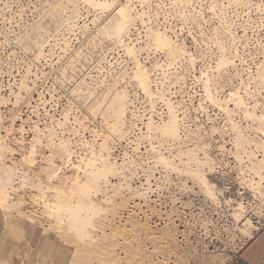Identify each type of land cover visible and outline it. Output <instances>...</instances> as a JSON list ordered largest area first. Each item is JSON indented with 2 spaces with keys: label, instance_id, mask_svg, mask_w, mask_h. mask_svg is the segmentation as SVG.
<instances>
[{
  "label": "rangeland",
  "instance_id": "rangeland-1",
  "mask_svg": "<svg viewBox=\"0 0 264 264\" xmlns=\"http://www.w3.org/2000/svg\"><path fill=\"white\" fill-rule=\"evenodd\" d=\"M111 3L0 0V263L243 264L264 225V133L245 111L264 112V0ZM146 71L149 95L135 81ZM121 92L124 137L110 108ZM166 103L178 142L146 128L167 121ZM234 123L255 147H235ZM58 196L99 209L85 237Z\"/></svg>",
  "mask_w": 264,
  "mask_h": 264
},
{
  "label": "bare ground",
  "instance_id": "bare-ground-1",
  "mask_svg": "<svg viewBox=\"0 0 264 264\" xmlns=\"http://www.w3.org/2000/svg\"><path fill=\"white\" fill-rule=\"evenodd\" d=\"M86 3L88 2L89 4H91V5H93V8H94V6H95V8L94 9H96V8H100V9H106V10H108L107 8H109V7H111V5H112V0H104V1H100V0H84ZM248 1V0H247ZM116 2V1H115ZM115 2H113V5L114 4H116ZM145 3H148V2H146V1H144ZM251 2V1H250ZM247 3V2H246ZM253 6V5H252ZM115 7H117V6H115ZM115 7L113 6V8L115 9ZM258 7V6H257ZM90 8V7H89ZM97 9V10H98ZM109 9H111V12H112V10H114V9H112V7L111 8H109ZM103 10V11H104ZM105 10V11H106ZM260 10V9H259ZM263 10H264V8H263ZM101 11V10H100ZM104 11V12H105ZM116 14H117V19H116V22L115 23H113V25H112V28H113V31H114V33H115V35L118 37V39L121 41H123L124 42V40H123V38L124 37H126L125 35L127 34V32H128V30H129V28H130V26L132 25V20H133V18H132V11H131V9L129 8V7H125V6H122V7H120L119 8V10L116 12ZM133 51V49H131L130 48V52H132ZM227 59V58H226ZM225 59V57H224V59L223 58H221L220 60L221 61H219L220 63H219V65L217 66V67H219L220 66V68H222V66L224 65H228L229 63H231V61L228 63V61ZM228 63V64H227ZM219 68V69H220ZM135 81L137 82V84L139 85V87L142 89V91L145 93V94H151V79H150V76H149V73L146 71V72H142L141 74L139 73V75H138V77L137 78H135ZM155 94L153 93L152 95H151V97H153ZM233 96H235V97H233ZM236 96H238V95H235V94H231V96H230V98L233 100L234 98H236V103H237V105H235V106H237V107H239L238 106V104L240 105H242V99L240 98V96H238V97H236ZM150 97V96H149ZM127 99V95H126V93L125 92H121V93H119V94H117L116 96H115V98L113 99V101L111 102V106H110V108H111V113H112V115L114 116V118H115V120H116V123H117V127H116V129H115V132H117V135H118V137L119 136H121V135H123V137H124V134H122L123 132H122V125H123V118L125 117V110L127 109V104H126V100ZM235 103V104H236ZM245 103V102H244ZM167 104V103H166ZM217 104H220V103H217ZM168 105V104H167ZM220 105H222V104H220ZM169 106V105H168ZM167 106V107H168ZM243 106V105H242ZM246 105H244V107H245ZM241 107V106H240ZM250 107V106H249ZM228 108V107H227ZM248 108V107H247ZM254 108V107H253ZM169 112H170V115L168 116V118H167V121L166 122H164V121H162L161 123H159V124H157L156 125V123H154V122H148L147 124H146V128L148 129L147 131L149 132V133H151V132H155V134L156 133H160L161 135H163L164 136V138L163 139H165V137L167 138L168 137V140H169V138L172 140H174V141H176V142H178V141H180V139H182V138H180L179 137V130H180V125H179V120H178V116L176 115V113H175V109H173V108H171V106H169ZM246 109V108H245ZM249 109V108H248ZM250 110V109H249ZM249 110L247 111V110H245L246 111V113H247V116H251V117H249L250 119H254L255 118V121H257L258 120V122H260L259 123V125L261 124L262 126L261 127H263V130L261 131L262 133H264V112H263V114L262 115H259V116H257L255 113H250V115L248 114V112H249ZM255 110H257L256 109V107H255ZM254 110V111H255ZM225 111V110H224ZM262 111V110H261ZM260 111V112H261ZM250 112H252V111H250ZM258 112V111H257ZM230 113V112H229ZM226 114H228V113H226ZM232 120V119H231ZM233 121V120H232ZM232 121H231V124L233 125V123H232ZM179 125V126H178ZM235 126V127H234ZM234 126H232V128H234L233 130L237 133L236 135H238L239 133H241V132H239V131H237L236 130V128L238 127L235 123H234ZM121 128V129H120ZM239 128V127H238ZM260 128V127H259ZM124 129V128H123ZM127 130V129H126ZM239 130H240V128H239ZM125 131V130H124ZM242 131V130H241ZM234 132V133H235ZM127 133V132H126ZM245 135V134H244ZM244 135L242 136V135H238V137L237 136H235V137H237L236 138V140H237V144L235 143L234 145H237V146H235L237 149H241L242 148V150H243V148H244V146L245 145H250V148L249 149H251V145L253 144V140H251V139H249V138H245L244 137ZM162 136V137H163ZM263 136H264V134H263ZM122 137V138H123ZM178 137H179V140H178ZM248 137V136H247ZM150 140V139H149ZM261 140V139H260ZM255 143V142H254ZM160 144V143H159ZM172 144H173V142H172ZM179 144V143H178ZM184 144V143H183ZM185 144H186V142H185ZM261 144V143H260ZM260 144L258 145V143L256 144V145H258V146H260ZM180 145V144H179ZM255 144H253L252 146H254ZM264 145V144H263ZM151 146V145H150ZM183 146V145H182ZM249 147V146H248ZM255 147V146H254ZM153 148V147H152ZM151 148V149H152ZM156 149H157V147H155V153L157 152L156 151ZM180 149V148H179ZM257 149V148H256ZM262 149H264V147H262ZM172 150V149H171ZM259 151L261 150V149H258ZM162 151V150H161ZM160 151V152H161ZM244 151H245V149H244ZM253 151V150H252ZM264 151V150H263ZM262 151V152H263ZM148 152V151H147ZM152 152H153V150H152ZM159 152V153H160ZM165 152H167V151H165ZM171 152V151H170ZM240 152H242V151H240ZM239 152V153H240ZM247 152V151H246ZM185 154L187 153V154H189L190 155V157H192V154L189 152V151H187L186 150V152H184ZM250 153V156L251 155H254L255 153L254 152H252V154H251V152H249ZM248 153V154H249ZM154 154V153H153ZM237 154H238V152H237ZM155 155V154H154ZM168 155H170V154H168ZM246 155V154H245ZM155 156H157V154L155 155ZM158 157H160V159H159V161L158 162H163V163H165L168 167H170V164L169 163H171V161L168 159V161H169V163H168V161L166 160V157H164L163 158V156H159L158 155ZM189 157V158H190ZM249 158V157H248ZM192 159H193V157H192ZM250 159V158H249ZM157 160V159H156ZM166 160V161H165ZM173 160V159H172ZM258 160V159H257ZM103 162H104V160H103ZM264 161H263V159L262 160H259V162H257V163H259L258 165H262V163H263ZM163 163H161V164H163ZM104 164V166H105V172L106 173H110V172H112V173H115L116 171L118 172V168L116 167V162L114 161L113 163H109L108 161H106V162H104L103 163ZM208 164H209V162H208ZM164 165V164H163ZM211 165V164H210ZM213 165V164H212ZM253 165V164H252ZM257 165V166H258ZM120 166H126L125 164H124V162H121V164H120ZM165 166V165H164ZM197 166H198V164H197ZM209 166V165H208ZM166 167V166H165ZM168 167H166L167 169H168ZM188 167V166H187ZM190 167V166H189ZM188 167V168H189ZM199 167V166H198ZM211 167V166H210ZM121 168V167H120ZM172 168H174V167H172ZM204 168V167H203ZM259 168V166L257 167V169ZM124 169H126V168H124ZM123 169V170H124ZM191 169V168H190ZM199 170H200V168H198ZM189 170V169H188ZM197 170V169H196ZM196 170H193V169H191V171H192V173L191 174H193V176L195 177V179H197L198 180V183H202L204 186H206L207 185V182L208 181H206L207 179L205 178V176H203L201 173H203V172H199V171H196ZM259 170V169H258ZM257 170V171H258ZM187 171V170H186ZM185 171V172H186ZM195 171V172H194ZM210 171H212L213 172V170H210ZM116 172V173H117ZM252 172H253V170H252ZM261 172H262V170H261ZM189 174H190V171L188 172ZM95 174V175H94ZM94 174H92V176H94L95 178H100L101 176H105L104 175V173H98V174H96V173H94ZM191 174H190V176H191ZM187 176H188V174H187ZM7 178V177H6ZM9 178V177H8ZM194 179V180H195ZM2 180H4L2 177H0V182L2 183ZM9 181V180H8ZM4 182V181H3ZM0 183V184H1ZM8 186H6V187H9V185H10V183L9 184H7ZM197 185V184H196ZM203 186V187H204ZM13 187V186H12ZM202 187V186H201ZM207 187V186H206ZM205 187V188H206ZM210 187H211V185H210ZM207 188H209V187H207ZM7 189V188H6ZM77 189H79V190H81V187L80 186H78V188ZM210 189V188H209ZM5 190V189H4ZM8 190V189H7ZM206 191H207V189H206ZM2 192H4V191H2ZM208 193H210V192H208ZM207 193V194H208ZM212 193V192H211ZM210 193V194H211ZM206 194V193H205ZM7 195H9L8 193H7ZM209 195V194H208ZM211 196H212V194H211ZM60 197V198H59ZM1 198V197H0ZM58 199V202H57V204H56V206H55V209L57 210V212L58 213H61V212H65V211H68L69 212V214H70V221H71V225H74L78 230H79V232H80V235H82L83 237H85L84 236V234L85 233H87V228H88V226L89 225H91L92 224V222H91V217H89V215L90 214H92V215H94V214H97L98 213V211H99V209L97 208V207H95L91 202H89V201H81V202H79L78 204H76V205H74V204H72V203H69V204H66V202L64 201V200H62V201H60L61 200V196H58L57 197ZM212 198V197H211ZM5 199V197L3 196V198H2V200H4ZM12 200V199H11ZM213 200V199H212ZM2 202V201H1ZM3 202H5V201H3ZM5 204V203H4ZM247 221H249V220H247ZM247 221H246V223H247ZM248 223H251V222H248ZM252 225V224H251ZM245 226V225H244ZM247 226V225H246ZM249 227V226H248ZM253 227V226H252ZM250 228V227H249ZM88 235V234H87ZM86 235V236H87ZM81 236V237H82ZM89 236V235H88Z\"/></svg>",
  "mask_w": 264,
  "mask_h": 264
},
{
  "label": "crops",
  "instance_id": "crops-1",
  "mask_svg": "<svg viewBox=\"0 0 264 264\" xmlns=\"http://www.w3.org/2000/svg\"><path fill=\"white\" fill-rule=\"evenodd\" d=\"M4 242V236L3 234H0V246ZM4 254V251L3 253H0V257ZM240 257L243 264H264V225L248 241L243 248Z\"/></svg>",
  "mask_w": 264,
  "mask_h": 264
},
{
  "label": "built area",
  "instance_id": "built-area-1",
  "mask_svg": "<svg viewBox=\"0 0 264 264\" xmlns=\"http://www.w3.org/2000/svg\"><path fill=\"white\" fill-rule=\"evenodd\" d=\"M163 119V118H160V120Z\"/></svg>",
  "mask_w": 264,
  "mask_h": 264
}]
</instances>
